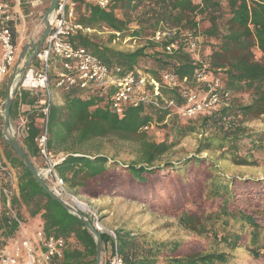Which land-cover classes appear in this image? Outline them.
Wrapping results in <instances>:
<instances>
[{
    "label": "trees",
    "instance_id": "1",
    "mask_svg": "<svg viewBox=\"0 0 264 264\" xmlns=\"http://www.w3.org/2000/svg\"><path fill=\"white\" fill-rule=\"evenodd\" d=\"M143 2L146 0H114L108 8L78 2L77 21L92 28L93 32L80 31L72 38L73 43L87 48L112 69L120 67L123 75L140 70V61L151 58L157 68L149 70L147 74L161 83L163 75L168 72L177 74L181 82L186 77L187 81L179 87H162L165 96L183 104L181 87L195 85V71L201 63L197 58L199 55L189 50L180 37L157 43L152 40V36L163 25L188 27L199 33L197 16L201 15L200 19L210 22L205 33L215 38L218 44L200 61L209 63L208 70L221 77L225 90L231 95L230 106L213 115L197 116L201 118L202 126L217 129L215 133L203 135L199 139L196 155L179 162L158 164L180 139L196 132L197 126L192 123L179 128L172 126L170 129L176 130L173 139H170L169 133L163 141L157 142L150 139L143 127L152 122L170 120L172 117L168 116L167 111L143 104L130 107L123 116H119L111 109V93L108 90L95 85L86 88L75 86L69 90L56 87L62 93L63 103H53L51 106L48 146L57 153L65 154L57 170L69 189L80 197L94 198L104 195L107 192L105 190L115 192L121 186L152 189L155 187L154 178L171 177L173 174H180L186 180V173L193 167L204 166L206 175L202 190L192 195L193 207L188 205L176 213L179 224L197 235L210 236L231 249L244 246L255 260L262 261L264 179L226 176L217 161L232 160L237 165H254L258 161L250 160V155H243L242 147L247 143L251 151H264V131L248 134L244 126L246 121L264 115V1L227 0L224 7L223 0H149L151 5L143 12L145 17L138 21L139 28L131 29L132 20L119 17L117 10H136ZM224 17L228 19L222 24ZM147 27L152 29L151 37L136 49L123 50L111 46L116 40L142 38ZM102 28L110 32L109 43L99 40L98 34ZM115 32H120V37ZM172 40H176L179 47L174 53L168 54L162 47ZM35 63L36 60L33 61ZM52 84L55 86L53 77ZM239 94H248L251 101L240 102L237 97ZM2 97L5 100V90ZM39 99V95H31L27 91L17 94L11 108V120L16 118L20 103L34 104ZM34 114L28 115L30 129L21 143L35 163L34 158L38 155L35 138L41 131V113L36 110ZM225 115L233 116L230 127L223 124ZM115 136L137 143L138 157L132 163H119L99 148L92 152L90 143ZM0 141L7 160L17 170L20 179L19 194L14 203L19 208L25 206L31 217L41 220L38 226L45 233L63 236L68 240L63 259L53 264H95L94 235L76 215L44 190L4 139L2 128ZM215 151L220 152L216 160L201 157L203 152ZM3 207L0 192L1 247L8 246L12 238L17 236V225L6 215ZM21 215L24 218L22 212ZM102 242L104 250L107 243L111 244L109 237L104 234ZM118 242L127 264H158L161 257L164 264H231L234 259L232 253L224 251L182 253L179 244L174 245L171 253H165L161 247L164 244L146 247L130 233H119Z\"/></svg>",
    "mask_w": 264,
    "mask_h": 264
},
{
    "label": "built area",
    "instance_id": "2",
    "mask_svg": "<svg viewBox=\"0 0 264 264\" xmlns=\"http://www.w3.org/2000/svg\"><path fill=\"white\" fill-rule=\"evenodd\" d=\"M264 1V0H262ZM78 2L108 8L114 0H58L52 14V28L44 45L36 57V63L21 77L17 94L28 91L32 95L43 96L41 104V131L35 138L38 155L34 158L38 172L45 180L49 189L67 205L70 213L77 216L81 212L90 219L94 227L111 241V252L103 264H127L119 249L118 232L103 223L101 213L93 201L84 199L69 189L65 179L57 170V165L65 159L63 152L57 153L48 146L49 113L54 101L52 84L55 69V86L69 90L80 86L86 88L95 85L110 91V106L114 113L123 116L130 107L146 104L156 109L167 111L168 116L176 114L181 118L191 119L200 115H213L231 104V95L225 90L219 75L210 72L209 63L200 61L195 71L194 86H182L180 95L184 100L178 104L176 100L164 95L162 87L176 88L182 82L177 74L168 72L163 75L162 83L148 74L138 70L121 74L122 69H112L100 57L87 48L76 46L72 38L80 31L91 33L93 29L85 27L77 21L76 6ZM21 0H0V105L4 104L2 97L6 78L15 68L20 67L16 35L19 29L20 15L16 6ZM120 37V32H115ZM180 37L185 46L198 53L201 46L200 33L181 27L163 25L156 30L152 40L161 43ZM124 43L137 44L136 38H125ZM178 42L172 40L162 47L168 54L178 49ZM26 59L22 58V62ZM58 62V67L55 66ZM4 110L0 109V115ZM232 115L222 119L225 127L231 126ZM155 122L146 124L143 130L153 127ZM30 120L21 111L19 121L12 123L10 132L20 141L29 131ZM20 179L17 170L3 157L0 146V192L4 203V211L11 221L17 225V236L12 238L8 246H0V264H53L64 257L68 248V240L63 236L47 234L38 227L33 233L21 216L20 208L14 203L19 194Z\"/></svg>",
    "mask_w": 264,
    "mask_h": 264
},
{
    "label": "rangeland",
    "instance_id": "3",
    "mask_svg": "<svg viewBox=\"0 0 264 264\" xmlns=\"http://www.w3.org/2000/svg\"><path fill=\"white\" fill-rule=\"evenodd\" d=\"M199 0H196L198 2ZM227 0H223V6L226 7ZM51 0H21V4L16 6V11L20 15L19 31L22 32L24 40L18 48V56L22 54L24 46L26 45L27 37L30 32L35 34V45L38 44L44 29L45 19L44 16L49 9ZM151 4L149 0L143 2L136 10L124 11L117 10V15L121 18H130L131 29L139 28L138 21L144 16V11L148 9ZM226 11V9H225ZM127 13L128 15H126ZM201 15L197 16L199 21V33L201 37V46L198 55L201 59L206 58L218 44V41L208 36L205 30L209 27L210 22L207 19H200ZM227 17V16H225ZM221 20L225 24L226 19ZM183 28V27H182ZM188 29V27L183 28ZM100 31L99 40L104 43H109V31L102 28ZM152 29L147 27L145 34L142 38L137 39V44L132 45L131 42L124 43L122 40H116L111 43V46L123 50H134L141 44L147 43L151 37ZM21 40V39H20ZM24 62L28 61L29 57L25 56ZM55 66L58 67V62L55 61ZM140 71L148 73L149 70L157 68L156 62L151 58H145L140 61ZM11 74L6 78L5 92L10 81ZM55 69L53 71V82H55ZM56 86H53L54 97ZM240 102L248 103L251 97L248 94H239L237 96ZM55 101V98H54ZM0 109L4 110V104L0 105ZM170 120L167 119L162 123L155 122L153 127L145 130L150 139L160 142L163 141L167 134L170 133V139L176 135V130H171L170 127L180 126L192 123L197 126V131L190 133L179 140V143L167 155L163 156L158 164L164 162H179L188 157L196 155L199 139L203 135H211L216 132V127H204L201 125V118L185 119L172 114ZM4 116H0V128L3 130ZM167 125V126H166ZM244 126L247 133H256L264 131V115L256 119L246 121ZM0 146L3 152L4 146L0 141ZM92 152H96L97 148L100 149L105 155L114 158L119 163L129 164L138 157L137 143L134 141H126L118 137H107L90 143ZM250 145L245 144L241 152L243 155H250V160L255 159L258 161L254 165H237L232 160L217 161L219 168L226 176L239 177L242 179H264V151H251ZM220 152H203L201 157H208L216 160ZM204 166L193 167L186 173V180H183L180 174H173L171 177L154 178L155 187L150 189L145 187L132 188L128 186H121L115 192L105 190L104 195L99 197L81 196L84 199L93 201L97 209L101 213L103 223L108 227L115 229L118 234L130 233L132 237L141 245L148 247L149 245L164 244L161 246L165 253H171L175 244H179L180 252H211V251H224L234 255L231 264H264L262 261H257L252 256L251 252L244 246L236 249H231L224 243L216 239L205 236L197 235L182 227L177 218L178 212L188 205L193 207L192 195H197L202 190V183L205 179ZM160 179V180H159ZM204 201V200H203ZM205 203V201H204ZM209 205V202H206ZM25 218V217H24ZM71 243L70 245H72ZM111 245L107 243V248L104 250L103 246V259L102 264L107 261L110 256ZM158 264H164V259L161 257Z\"/></svg>",
    "mask_w": 264,
    "mask_h": 264
},
{
    "label": "water",
    "instance_id": "4",
    "mask_svg": "<svg viewBox=\"0 0 264 264\" xmlns=\"http://www.w3.org/2000/svg\"><path fill=\"white\" fill-rule=\"evenodd\" d=\"M58 0H51L49 9L47 10L44 19H45V29L44 32L38 42L37 45L34 46V50L32 56L26 62H22V58L26 56V52L29 49V45H26L22 51V54L19 57L20 67L15 68L13 73L11 74L9 84L6 90V97L4 100V119H3V137L10 144L12 149L18 155V157L23 161L29 171L34 175V177L38 180L44 190L55 200L61 203L68 211L71 209L69 205H67L61 198L56 196L47 186L45 180L42 178L35 163L32 161L27 151L24 149L21 141L10 132V128L12 125L11 120V108L14 102L15 94L17 89L21 83V77L26 73V71L31 67L33 61L36 59L38 53L42 49L46 38L48 37L51 28L52 22L51 17L56 8ZM77 217L86 225L89 231L94 235L96 241V263L102 264L103 259V242H102V233L99 232L93 225L92 221L88 219L81 212L77 213Z\"/></svg>",
    "mask_w": 264,
    "mask_h": 264
},
{
    "label": "crops",
    "instance_id": "5",
    "mask_svg": "<svg viewBox=\"0 0 264 264\" xmlns=\"http://www.w3.org/2000/svg\"><path fill=\"white\" fill-rule=\"evenodd\" d=\"M34 36H35V34L33 32H30V35L27 37V40H26V45H29V49L26 52V56L29 57V58L32 56V53H33V50H34V46H35V40L36 39H35ZM22 39L24 40V36L22 35V32H20L19 29H18L17 34H16V42H17L18 46H20V44L22 43ZM39 97L41 99L35 101L34 104H31V103H28V102L20 103V105L18 106V108L16 110L17 111L16 118L14 119V121L12 120V122L16 123V122L19 121V116L21 114V111L24 112V115H27V116L29 114L35 115L34 114L35 111L39 110V108H40V106L42 104V101H43L42 95H39ZM62 103H63L62 93L56 90V92H55V104L60 105ZM3 157H4V159L7 160L4 152H3ZM20 210H21L23 216L25 217V218H23V217L22 218L24 219V221H25V223L27 225L28 231L30 233H33L34 230L39 227L38 224L42 223L41 220H38V218L31 217L25 206L20 208Z\"/></svg>",
    "mask_w": 264,
    "mask_h": 264
}]
</instances>
